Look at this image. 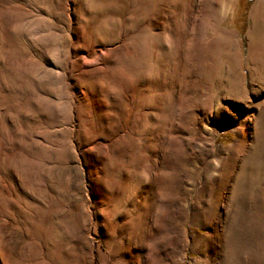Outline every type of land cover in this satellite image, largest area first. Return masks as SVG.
I'll use <instances>...</instances> for the list:
<instances>
[{
    "label": "rangeland",
    "instance_id": "rangeland-1",
    "mask_svg": "<svg viewBox=\"0 0 264 264\" xmlns=\"http://www.w3.org/2000/svg\"><path fill=\"white\" fill-rule=\"evenodd\" d=\"M261 1L0 0V264H264Z\"/></svg>",
    "mask_w": 264,
    "mask_h": 264
},
{
    "label": "trees",
    "instance_id": "trees-1",
    "mask_svg": "<svg viewBox=\"0 0 264 264\" xmlns=\"http://www.w3.org/2000/svg\"><path fill=\"white\" fill-rule=\"evenodd\" d=\"M252 2L253 0H236L237 7L234 12V15L236 17L235 21H242V24L238 25L239 28L236 27L241 35H243L246 30V13Z\"/></svg>",
    "mask_w": 264,
    "mask_h": 264
},
{
    "label": "bare ground",
    "instance_id": "bare-ground-1",
    "mask_svg": "<svg viewBox=\"0 0 264 264\" xmlns=\"http://www.w3.org/2000/svg\"><path fill=\"white\" fill-rule=\"evenodd\" d=\"M261 6H262V7L264 6V0H262V1L257 5V7H255L254 13L259 12ZM200 251H201V249H200ZM200 261H201V260H200ZM197 264H198V263H197Z\"/></svg>",
    "mask_w": 264,
    "mask_h": 264
}]
</instances>
